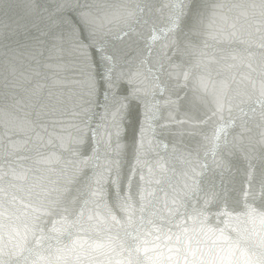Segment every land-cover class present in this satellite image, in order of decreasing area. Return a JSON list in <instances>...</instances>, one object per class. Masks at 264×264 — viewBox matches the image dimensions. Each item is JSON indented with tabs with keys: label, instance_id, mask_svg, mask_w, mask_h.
I'll return each mask as SVG.
<instances>
[{
	"label": "water",
	"instance_id": "1",
	"mask_svg": "<svg viewBox=\"0 0 264 264\" xmlns=\"http://www.w3.org/2000/svg\"><path fill=\"white\" fill-rule=\"evenodd\" d=\"M264 264V0H0V264Z\"/></svg>",
	"mask_w": 264,
	"mask_h": 264
},
{
	"label": "clouds",
	"instance_id": "2",
	"mask_svg": "<svg viewBox=\"0 0 264 264\" xmlns=\"http://www.w3.org/2000/svg\"><path fill=\"white\" fill-rule=\"evenodd\" d=\"M2 251H3L4 255H5L6 257H8V259H6V260L4 261V264H9V260L11 259V256H12V255H15V252L12 251V250H10V247L7 246V245L4 247V249H3Z\"/></svg>",
	"mask_w": 264,
	"mask_h": 264
}]
</instances>
